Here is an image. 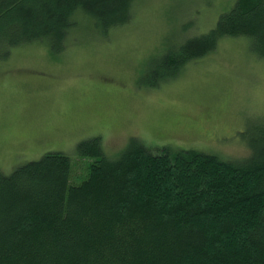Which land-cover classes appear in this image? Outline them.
Returning <instances> with one entry per match:
<instances>
[{"label":"trees","instance_id":"16d2710c","mask_svg":"<svg viewBox=\"0 0 264 264\" xmlns=\"http://www.w3.org/2000/svg\"><path fill=\"white\" fill-rule=\"evenodd\" d=\"M135 1L0 0V58L28 43L62 51L84 23L107 34L130 20ZM239 36L264 58V0H235L206 32L168 43L138 82L173 80ZM249 147L226 158L131 138L108 157L95 136L77 145L93 157L77 181L61 151L0 172V264H264V128Z\"/></svg>","mask_w":264,"mask_h":264},{"label":"rangeland","instance_id":"374dc122","mask_svg":"<svg viewBox=\"0 0 264 264\" xmlns=\"http://www.w3.org/2000/svg\"><path fill=\"white\" fill-rule=\"evenodd\" d=\"M234 1L136 0L130 20L107 34L84 23L62 51L39 43L9 51L0 58V172L61 151L75 161L77 181L93 160L77 145L95 136L108 157L131 138L155 151L246 156L264 128V58L244 37L222 38L173 80L138 82L150 57L206 32Z\"/></svg>","mask_w":264,"mask_h":264}]
</instances>
